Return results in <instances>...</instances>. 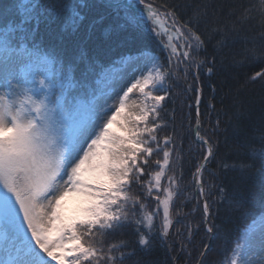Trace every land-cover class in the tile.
Segmentation results:
<instances>
[{"label": "snow or ice", "instance_id": "1", "mask_svg": "<svg viewBox=\"0 0 264 264\" xmlns=\"http://www.w3.org/2000/svg\"><path fill=\"white\" fill-rule=\"evenodd\" d=\"M178 12L155 0H15L0 8V264H153L157 244L186 253V261L198 248L194 264H203L218 235L211 218L221 212L247 218L257 210L230 264H264V133L239 145L245 159L210 168L217 145L201 134L199 109L201 69L211 76L218 58L222 66L259 63L248 80H264V0L213 6L204 31L207 5H196L187 18ZM255 27L260 31L250 35ZM147 33L166 60L137 43ZM209 43L211 55L201 57ZM180 79L197 105L194 125L188 117L189 151L200 145L191 193L181 185L182 167L177 174L183 137L177 143L174 126L160 135L170 127L162 116L173 96L169 81ZM219 128L218 118L213 131ZM228 171L250 183L230 191L220 180ZM69 193L76 195L72 207ZM198 207L195 231L203 226L209 242L190 247L191 221L170 239L177 218Z\"/></svg>", "mask_w": 264, "mask_h": 264}, {"label": "trees", "instance_id": "2", "mask_svg": "<svg viewBox=\"0 0 264 264\" xmlns=\"http://www.w3.org/2000/svg\"><path fill=\"white\" fill-rule=\"evenodd\" d=\"M157 4L167 3L169 6H179V15L187 16L191 15L193 8L196 5L203 7L208 6L209 16L202 19L200 24L201 31L206 30L207 22L212 19L213 6L222 5L225 9L229 6L245 5L249 3H257L258 0H155ZM15 3V0H0V8L9 6ZM216 15H221L219 9H217ZM15 18L13 12L12 17ZM3 21L0 20V23ZM260 31L259 27L252 29L250 35H255ZM135 39V37H134ZM137 43H146L148 48L154 53H158L162 60H166L167 53L162 51V45L158 44V41L154 39L151 33H147L142 40H137ZM257 45L261 42L256 41ZM207 52L201 51L200 56H210L213 49L211 43L206 45ZM261 64L257 63L255 66H243L234 67L228 61H225L222 66L219 63V58L213 73L209 76L203 69L200 72L201 87L203 89V95L199 104L200 119L202 127L200 128L202 135H208L212 141L217 145L216 156L209 164L210 168L217 167V161L226 163L238 162L246 157L240 153L246 151V149L240 148L245 140H252L254 136H259L264 133V80H257L251 82L248 80V76L255 70H258ZM192 82V76L190 75L187 83ZM172 84L173 96L165 102L164 112L162 113L163 119L169 124V128L163 129L160 135H164L167 132L172 131V126L175 127L177 134V143L180 142V137H183V151L184 159L180 166H177V174L179 168L182 167L183 179L181 185L184 188L185 193H191L193 189L192 173L195 170L196 160L199 158L200 145L199 143L192 144V150L189 151V145L194 139L193 129L189 123V113L191 115V125L195 123L196 108L195 93L186 92L187 83L180 79L179 81L170 80ZM210 84H215L216 89L213 92ZM196 85L193 84V87ZM83 103L87 102V98H81ZM209 102L214 107L209 106ZM175 109V119L172 118V111ZM220 120V128L217 131H213V125L217 119ZM259 146L258 141H253ZM156 157H153L155 159ZM172 170H169L171 174ZM207 179V173H205ZM147 179V177H145ZM220 180L227 184L229 190L233 188H243L248 186L250 182H246L242 179L239 172L228 171L222 172ZM163 185H167V177L162 181ZM135 191H139L134 187ZM161 196L164 194L161 192ZM184 199V195L177 197L175 207L179 206L181 200ZM211 200V197H209ZM196 204V200L193 199L186 203L183 207V212H189L193 205ZM149 206L154 207L155 201H149ZM258 213V210L251 216L244 218L239 214L226 215L221 212L211 219L218 226L217 238L210 241L211 249L203 257V264H228L230 261V253L233 245L238 241L242 229L245 225L254 218ZM178 219V223L172 229L173 236L170 239L175 240V232L177 228H181L182 225H186L188 221H191L194 232L192 237V245L190 247L199 246L202 247L203 243H208L209 238L205 235L203 226L200 231H195L196 224L201 219L200 209L192 213L189 216H181ZM185 235H187L185 229ZM179 248V244L176 245ZM197 250L193 251L192 256L187 258L186 253L177 252L175 248L169 252L168 245L157 244L155 250L152 252L149 259L153 261V264H172V257L178 256L179 259L175 261V264H194ZM135 257H133V260ZM126 264H132V261H126Z\"/></svg>", "mask_w": 264, "mask_h": 264}, {"label": "rangeland", "instance_id": "3", "mask_svg": "<svg viewBox=\"0 0 264 264\" xmlns=\"http://www.w3.org/2000/svg\"><path fill=\"white\" fill-rule=\"evenodd\" d=\"M154 53V52H153ZM101 87H102V85H101ZM110 103H111V101H110ZM193 135H194V133H193ZM66 201H67V204H68V206L69 207H72L74 204H75V202H76V195L75 194H73V193H69V195H68V197L66 198ZM260 216V214H258L255 218H258ZM254 219V218H253ZM252 222V220H250L246 225H249L250 223ZM245 225V226H246ZM262 225L259 223V221L257 220V224L255 225V227H256V229H259L260 227H261ZM245 228V227H244ZM243 228V229H244ZM237 242H239V239H238V241H236V243ZM235 243V244H236ZM234 244V245H235ZM234 245H233V247H234ZM232 247V248H233ZM230 255H231V253H230ZM228 264H230V261H229V263Z\"/></svg>", "mask_w": 264, "mask_h": 264}, {"label": "water", "instance_id": "4", "mask_svg": "<svg viewBox=\"0 0 264 264\" xmlns=\"http://www.w3.org/2000/svg\"><path fill=\"white\" fill-rule=\"evenodd\" d=\"M194 105H195V107L197 106L196 103H195ZM195 117H196V116H195ZM194 124H195V123H194ZM193 133H194V130H193Z\"/></svg>", "mask_w": 264, "mask_h": 264}, {"label": "bare ground", "instance_id": "5", "mask_svg": "<svg viewBox=\"0 0 264 264\" xmlns=\"http://www.w3.org/2000/svg\"><path fill=\"white\" fill-rule=\"evenodd\" d=\"M258 230V229H257Z\"/></svg>", "mask_w": 264, "mask_h": 264}]
</instances>
